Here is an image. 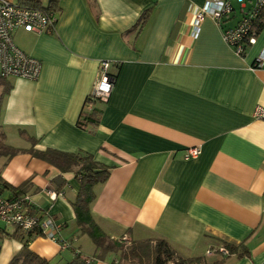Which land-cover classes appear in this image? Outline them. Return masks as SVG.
Wrapping results in <instances>:
<instances>
[{"label":"crops","instance_id":"1","mask_svg":"<svg viewBox=\"0 0 264 264\" xmlns=\"http://www.w3.org/2000/svg\"><path fill=\"white\" fill-rule=\"evenodd\" d=\"M35 1L53 7L56 21L51 33L23 31L17 44L41 69L35 80L8 78L0 114L6 142L27 149L32 138L35 148L82 150L111 167L91 204L110 237L164 238L187 257L216 245L211 235L247 247L223 264H264V120L252 116L264 106V57L255 64L264 56V27L239 55L209 15L193 28L204 0ZM229 1L226 24L233 25L238 4ZM103 60L112 89L97 104V125L81 129L76 121ZM195 146L198 155L185 158ZM0 176L12 186L28 181L30 212L51 216L61 239L85 254L80 242L88 235L78 231L71 205L79 190L73 172L18 152L0 157ZM47 188L62 195L50 202ZM28 235L0 221V264L27 238L52 264L63 253L66 261L74 256L57 241ZM94 253L93 244L85 255Z\"/></svg>","mask_w":264,"mask_h":264},{"label":"trees","instance_id":"2","mask_svg":"<svg viewBox=\"0 0 264 264\" xmlns=\"http://www.w3.org/2000/svg\"><path fill=\"white\" fill-rule=\"evenodd\" d=\"M31 6L38 7L35 0L26 2ZM234 9V8H233ZM144 20V15L141 17ZM253 25L255 34L257 35L262 27H264V7L258 10L256 16L253 17ZM249 43L243 45L244 52ZM243 52V53H244ZM242 53V54H243ZM241 54V55H242ZM8 78H0V114L4 99L10 90ZM87 96V95H86ZM90 102L92 107L90 110L84 108L87 102ZM96 98L87 99L85 97L83 108L79 113L76 125L81 129H90L98 123V103H101ZM31 146L27 149L15 148L9 145L5 139V133L2 130L0 121V157L8 160L11 156L18 152H28L32 156L48 162L52 167L59 172H73L75 179L79 184V190L72 201L71 205L74 212L75 221L78 231L81 234H86L95 246L94 255H84L79 249L74 248L68 242V247L74 256L65 261L63 264H92V261L87 262L81 256H87L93 260L102 259L105 255L110 254L114 259L110 264H119L122 260L137 261L139 264H223L230 257H237L247 252V247L243 243H233L222 237H212L216 241V245L209 246L205 254H196L193 256H181L176 249L164 238L154 237L143 240H132L128 238L110 237L99 227L95 222L91 213V204L94 202L97 193L95 186L105 182L109 176L111 167L95 160L93 156L85 151L78 150L75 152L61 151L53 148L39 149L35 148V140L30 138ZM28 181L21 183L18 186H12L3 180L0 176V193L7 191L11 193V197L23 195L26 192ZM60 185V184H59ZM62 194V193H61ZM2 197V196H0ZM43 216L42 214L39 215ZM28 236L31 238L35 235H42L38 230L28 231ZM43 236V235H42ZM64 241L59 234V242ZM67 242V241H65ZM223 247L227 250V254L222 253L219 248ZM75 250L79 252L75 253ZM210 257V258H209ZM8 264H52L49 260L37 255L28 247V238L23 242L21 250L15 254Z\"/></svg>","mask_w":264,"mask_h":264},{"label":"built area","instance_id":"3","mask_svg":"<svg viewBox=\"0 0 264 264\" xmlns=\"http://www.w3.org/2000/svg\"><path fill=\"white\" fill-rule=\"evenodd\" d=\"M238 4L237 10L240 13L239 19L233 25L226 22L234 11L229 0H204L202 7L195 14L193 28L196 29L205 15H209L218 25L221 36L225 43L232 50L241 55L244 52L245 43H253L256 37L253 25V17L258 10L264 7V0H235ZM56 21L55 9L53 7H34L29 4L0 0V78H23L35 80L39 76L41 62L27 54L13 40V33L16 30L33 33H51ZM262 55L258 56L255 64L262 61ZM110 63L106 60L100 61L98 65L96 82L87 99H98L106 101L114 82V77L109 73ZM92 107L88 101L84 108L90 110ZM256 119L264 120V106L256 105L252 111ZM199 153L198 147L187 149L185 158L196 157ZM44 196L50 202L61 196L60 192L51 189H44ZM33 201L28 194L16 197H0V221L12 224L24 232L38 230L43 236L59 242L60 225L44 213L43 216L30 212ZM125 239V237H123ZM61 248H67L68 242H59ZM219 250L227 254V250L220 247ZM79 250H75V253ZM208 253V250L206 251ZM85 261H94L87 256H81Z\"/></svg>","mask_w":264,"mask_h":264},{"label":"rangeland","instance_id":"4","mask_svg":"<svg viewBox=\"0 0 264 264\" xmlns=\"http://www.w3.org/2000/svg\"><path fill=\"white\" fill-rule=\"evenodd\" d=\"M236 13L238 15H240L238 10L236 11ZM12 37H13V40L16 44H21L22 42H24V39H25L24 38L25 37L24 32L21 30H16L13 33ZM80 243H81L82 249L85 252V254H90L92 252L93 244L88 237L83 238ZM66 255H67V253H63V255L61 257H59V260H57V261L55 260L53 263L54 264H63L66 261V258H67ZM119 264H139V263L137 261L122 260Z\"/></svg>","mask_w":264,"mask_h":264}]
</instances>
